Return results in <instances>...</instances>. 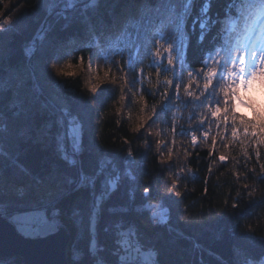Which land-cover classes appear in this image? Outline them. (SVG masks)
<instances>
[{
    "label": "trees",
    "instance_id": "16d2710c",
    "mask_svg": "<svg viewBox=\"0 0 264 264\" xmlns=\"http://www.w3.org/2000/svg\"><path fill=\"white\" fill-rule=\"evenodd\" d=\"M263 13L264 0H0V182L23 189L0 187V204L58 208L69 264L262 261L264 96L239 67ZM61 110L81 125L74 154Z\"/></svg>",
    "mask_w": 264,
    "mask_h": 264
},
{
    "label": "rangeland",
    "instance_id": "374dc122",
    "mask_svg": "<svg viewBox=\"0 0 264 264\" xmlns=\"http://www.w3.org/2000/svg\"><path fill=\"white\" fill-rule=\"evenodd\" d=\"M61 2H63V0H61ZM58 3H60V1ZM64 7H66V5L59 6V10H61ZM261 23L262 24L260 25L259 35L256 36V34H253L255 36L247 38V40H245L244 42V50H243L244 58L246 57L247 62L244 63V65L243 64L241 65V62H240L239 69L241 70V67L244 68L243 73L245 77L248 79L249 86H251L253 89H255V87H259L258 89L255 90V92L258 93L259 95L264 96V21H262ZM176 46L177 45L175 44V42L171 43L170 55L173 49L176 48ZM54 71H55V74L50 75L51 78H49L47 85H49L48 87L52 89V92L53 90H55V93H53L54 95L60 97L59 90H60L61 84L58 80H55L54 76L55 75L60 76L61 73L72 72L74 71V68L67 69L63 67L60 70L59 69L57 70L56 68L54 69ZM93 76L94 75L92 71L91 72L89 71L86 74L87 80L90 82ZM234 100H235V107L239 112L244 113L249 117L252 116V108H251V104L249 100L247 99V96L236 94L234 97ZM140 107H142V105ZM142 108L143 109H142L141 114H144L147 111V107L143 106ZM135 114L137 115L136 120H138L140 116L139 112ZM61 121L64 127V132H63V135L61 136V139L63 141L62 147H65L68 153L74 154L78 152V149L80 148L79 136H80V132L82 131L81 125L76 121L75 118L68 116L65 110H61ZM142 126H144V124ZM0 185H1L0 187H2L1 191L4 194L7 191L8 192L12 191V192L20 194L23 190L21 187H18V186L16 187L5 186L4 187L3 184H1V182H0ZM29 208H33V209L31 210H26L27 208L9 209V208H6L5 205L0 204V210L7 212L8 218L16 225L18 231L24 234L25 236H31V237L46 236L49 233L54 232L58 228H60L59 226L52 225V223L50 222L51 220L50 215L44 214V212L47 211L46 209L41 211L39 207L33 206ZM160 208H163V207H159L154 210H157ZM154 210H152L151 213ZM49 212H51V210ZM40 217L44 218V222L43 224L38 225L36 224L35 219L40 218ZM131 232H132V228L127 229L125 231V236L126 237L130 236ZM67 255H68V251H67ZM139 255L142 257L143 260L147 262L149 261V258H150L149 251L141 252ZM8 258H0V264H12L10 259ZM133 258L134 257H132L131 259ZM118 261H121V260H118ZM118 261H115V262H118ZM68 262H69V259H68ZM257 264H264V259Z\"/></svg>",
    "mask_w": 264,
    "mask_h": 264
},
{
    "label": "water",
    "instance_id": "95a60500",
    "mask_svg": "<svg viewBox=\"0 0 264 264\" xmlns=\"http://www.w3.org/2000/svg\"><path fill=\"white\" fill-rule=\"evenodd\" d=\"M43 29L44 26L36 34L37 40ZM71 236L72 233L65 227L46 236H25L8 218L7 212L0 210V258L20 256L22 264H69L67 247Z\"/></svg>",
    "mask_w": 264,
    "mask_h": 264
},
{
    "label": "built area",
    "instance_id": "2783aa9c",
    "mask_svg": "<svg viewBox=\"0 0 264 264\" xmlns=\"http://www.w3.org/2000/svg\"><path fill=\"white\" fill-rule=\"evenodd\" d=\"M58 213H59L58 208L52 209L51 212L49 213L47 211L44 212V214L50 215L51 217L50 222L52 223V225L60 227L61 221L58 218ZM168 215H169V211L166 207L154 210L152 213H150V216L155 223H163L167 221ZM35 221H36V224L41 225L44 222V218L43 217L36 218ZM98 264H159V262L154 256L150 255L148 262L143 260L141 256H135L133 259H130V261L123 259L115 263L114 262H111V263L110 262L109 263L98 262Z\"/></svg>",
    "mask_w": 264,
    "mask_h": 264
},
{
    "label": "bare ground",
    "instance_id": "6f19581e",
    "mask_svg": "<svg viewBox=\"0 0 264 264\" xmlns=\"http://www.w3.org/2000/svg\"><path fill=\"white\" fill-rule=\"evenodd\" d=\"M71 238H72V236H71ZM71 238H70V239H71Z\"/></svg>",
    "mask_w": 264,
    "mask_h": 264
}]
</instances>
